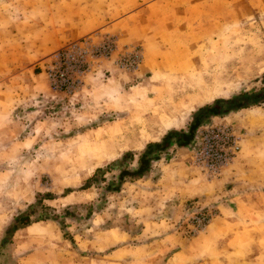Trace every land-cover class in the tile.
<instances>
[{"label": "rangeland", "instance_id": "rangeland-1", "mask_svg": "<svg viewBox=\"0 0 264 264\" xmlns=\"http://www.w3.org/2000/svg\"><path fill=\"white\" fill-rule=\"evenodd\" d=\"M85 40H111L113 52L90 58L71 91L53 90L50 56ZM6 66L0 264H264V97L227 113L222 101L264 89V0H0ZM217 101L222 113L205 116L187 146L104 191L148 142L187 131ZM216 129L238 150L212 171L197 152ZM99 167L104 177L83 189ZM30 206L44 219L6 235Z\"/></svg>", "mask_w": 264, "mask_h": 264}, {"label": "built area", "instance_id": "built-area-1", "mask_svg": "<svg viewBox=\"0 0 264 264\" xmlns=\"http://www.w3.org/2000/svg\"><path fill=\"white\" fill-rule=\"evenodd\" d=\"M112 52L111 40L98 43L88 40L69 42L55 50L49 63L44 66L51 88L55 91H71L81 82V77L88 70L90 58H107ZM137 57L138 54L134 53L129 63H135ZM201 139L203 147L197 154L202 159L200 163L207 170L217 171L222 168L238 150L237 141L228 130H209ZM196 221L198 226H204L207 216L201 215Z\"/></svg>", "mask_w": 264, "mask_h": 264}, {"label": "trees", "instance_id": "trees-1", "mask_svg": "<svg viewBox=\"0 0 264 264\" xmlns=\"http://www.w3.org/2000/svg\"><path fill=\"white\" fill-rule=\"evenodd\" d=\"M264 83V78H263ZM264 97V89L255 93V94H247L242 93L238 94L232 98L224 99L222 101L229 103L228 107L224 108V113L228 111L249 107L251 104H255V98H263ZM264 100V98H263ZM220 101V100H219ZM215 102L212 106H203L200 107L199 110L194 114L193 120L190 123L189 129L185 130H169L160 141L156 142H148L144 149L139 153L137 159V166L134 169H129L128 167L121 168L116 176V182L108 184L104 191H118L124 181L128 179H138L146 175L150 169L151 165L154 161L158 160V157L162 152L167 150L173 144H176L179 147L187 146L194 137V132L199 126L205 116L211 115H219L222 113V108L218 106V102ZM249 101H253L252 103H248ZM133 154L131 151L124 152L120 158V160L116 161L121 163L126 162L128 159H132ZM104 170L102 168H97L94 174L89 177L84 184L83 189L90 187L96 180L95 177L98 174H101V177H104ZM105 181V180H103ZM49 198V197H46ZM33 206H30L28 210L21 212L17 215L10 226L6 229V235L13 233L15 230L30 225L33 221L43 220L44 218H35L34 220L31 219L32 215H35L37 212L33 210ZM55 219L56 218H50ZM8 241V240H7ZM5 239L2 240L3 243L7 242Z\"/></svg>", "mask_w": 264, "mask_h": 264}, {"label": "crops", "instance_id": "crops-1", "mask_svg": "<svg viewBox=\"0 0 264 264\" xmlns=\"http://www.w3.org/2000/svg\"><path fill=\"white\" fill-rule=\"evenodd\" d=\"M38 66H40V64H38L37 66H34V67H38ZM8 66H6V68H4V67H1V69H0V76H2L4 73H7L8 71H9V68H7ZM11 69H13V68H11ZM31 72V70L30 69H28V73H30ZM32 72H33V74L34 75H38V74H42V72H40V73H37V72H35L34 70H33V68H32ZM24 73V72H23ZM23 73H20V74H18V77H20V78H22L23 77ZM1 84H3V83H1ZM227 192V191H226ZM225 192V193H226ZM216 196H219V195H216ZM233 199V198H232ZM231 199V200H232ZM195 203H198V202H195Z\"/></svg>", "mask_w": 264, "mask_h": 264}]
</instances>
